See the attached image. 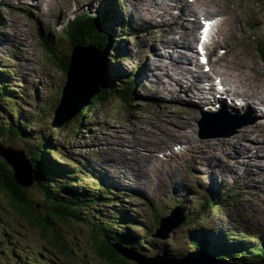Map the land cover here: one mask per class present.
Returning <instances> with one entry per match:
<instances>
[{
  "label": "rangeland",
  "instance_id": "374dc122",
  "mask_svg": "<svg viewBox=\"0 0 264 264\" xmlns=\"http://www.w3.org/2000/svg\"><path fill=\"white\" fill-rule=\"evenodd\" d=\"M120 1L123 2V5H114L109 1H103L101 4V0H0V3L7 5V8L0 10V65L11 71L10 74L4 76L3 81H6L9 85L6 86L7 89L15 95L21 117L19 125L24 132L28 133L27 137L21 134L3 135L2 141L15 149L24 151L43 141L45 146L39 150L41 153L45 151L44 158L53 163L58 162L60 165L54 169L60 167L66 169L69 166L75 168L77 163L73 161L80 160L85 167L86 174L90 173L91 176L94 175V178L97 176L96 178L101 183L103 182L102 185L110 187L111 190L107 191L106 189L105 200L96 201L92 184L87 185L88 182L81 179L76 186L77 194L90 195L86 205L81 209V217L84 222L75 221L76 223L69 226L63 225L68 237L72 234L78 237L77 239L73 238V242L68 247L77 256L76 263L86 261L90 264H108L100 260L96 256V252L91 251L86 244V229L90 228L91 224L126 225L128 230L124 228L123 232L131 233L138 240L144 242L142 245H138L134 244V241L128 240L131 245L129 247H134L135 251L145 256L156 254L166 256L172 250V253H175L177 257H183L189 251L195 250L191 240L205 238L210 241L217 242L219 239L222 241L223 234L230 229V226H234L232 228L234 234L250 233L252 236H256L253 239V245H255L256 238H260L257 235H260L261 232L264 236V207H260L256 203L259 195L263 194L264 185L248 187L245 180L234 181L229 176V168L233 169L234 166L230 164L231 156L228 152L238 144L246 146L248 150H251L253 146H261L240 135V131L243 129L241 124L236 129V133L232 135H219L214 138L199 137L200 129L197 124L200 119L201 107L199 104L202 103V97H194L186 86L184 89L175 90L177 86L165 82V79L164 81H153V71H149V57L153 43L159 42L160 37L172 36L168 29L175 23L170 20L163 23L159 17L156 22V15L151 16L147 12L148 10L152 11L148 1ZM156 1L165 5L164 1L166 0ZM185 2L191 5L198 16H221V21L213 36L215 47L221 51H209V60L213 66L222 62L221 67L227 70L225 76L231 78L230 83L235 92L238 89H245L248 85V80L237 77L236 72L245 74L250 81L253 80L256 73L260 72L264 79V56L258 55L255 49V43L260 41L259 39H264V0H185ZM115 3H117L116 0ZM128 9L133 15H128ZM247 9L253 10L258 18L255 25V21L249 20L252 16L247 15L249 14ZM170 10L168 8V11ZM84 11H89L91 15L96 11H98V15L107 14L108 25L106 24L107 29L104 30L108 34L105 38L110 37L112 40L110 44L103 35L99 37L92 34L89 40L94 43V46L96 44L108 47L101 52L100 59L103 63H101L103 69L100 70L101 78L107 75L106 79L114 87L124 81L125 74H132L136 81L134 91L137 95H134L129 106L125 105L122 100L111 98L102 105L100 103V108L94 104L91 109L82 110L85 115H77L81 121L72 118L59 127H52L50 121L53 120V110L56 106L51 110L49 107L60 101L61 89L67 81V71L66 74L60 73L45 50L39 33L49 36L50 40H55L53 45L51 44L54 49L64 48L70 53L71 47H67L66 41L59 40L58 35H61V27L67 19ZM233 14H236L240 19L238 23L241 24L240 27H235ZM187 17L191 20V13ZM127 25L131 29L135 28L136 33L134 31L124 32ZM183 25L187 26L188 22L185 21ZM197 25L199 26L198 23ZM198 29L197 27L195 38L189 37L188 41H177L179 44L187 45L188 53L192 55L195 53L192 41L196 40ZM124 33H127V36H124ZM4 34H7L6 37ZM123 36V40L120 41L119 38ZM174 36H178V34H174ZM151 39H154L152 43ZM140 44H145L148 48L139 46ZM118 47V53L112 50V48L118 50ZM222 50H224L223 53ZM226 50L227 55H225ZM235 50L241 52L242 55L236 54ZM115 55L117 61L109 62ZM213 56H216L214 60H212ZM191 58L194 61V56ZM192 62L188 64L190 71L201 74L202 81L205 83L204 79L207 80L209 76L202 71L194 72L198 68ZM245 63L251 68L249 69ZM140 65L150 79L143 81L144 75H142ZM139 66L140 71L136 72ZM111 75L119 76V78L113 79L110 77ZM225 76L223 78L226 83ZM166 86H169L170 89L166 90ZM226 88L230 92L232 91L231 85L227 84ZM209 91H213V89ZM6 102L0 97V122L6 121L8 118L9 105ZM92 103L93 101L89 102V104ZM248 103L250 102L248 101ZM235 105L237 104L235 103ZM221 114L225 115L223 112ZM233 118L239 122L238 118ZM176 120H182L183 127L174 125ZM249 121L250 119L247 117V122ZM23 124H31L32 130ZM71 125L75 126L71 127ZM166 126H177L179 129H175L174 132L181 134L182 130L188 135V137L186 136L188 143L183 146L185 137L180 135V147L173 149V146L176 145V141H173L168 149H163L158 151L159 154H155L158 162L153 158L146 161L145 155H151L150 152L153 148L144 143L141 130L148 128L159 132ZM210 132V130H204V133ZM194 147H196V153L191 151ZM58 152H60L59 156L55 154ZM203 152L212 155L214 159L211 158L210 161L201 159ZM26 154L30 155L29 152ZM256 154L259 157L262 156L261 151L257 150ZM261 162L264 163V160L257 161V165H261ZM165 163L169 168L167 173ZM261 166L264 168V165ZM158 169L160 170L159 174L157 173ZM237 169L242 176L247 173L242 166ZM67 171L75 170L67 169ZM114 171H119V173H114ZM37 172L40 171L37 170ZM114 175L120 176V179H115L117 176L113 177ZM259 178L255 175L256 180ZM263 178L264 174L261 179ZM85 185L91 187L86 188ZM81 189L86 190L81 192ZM26 192L31 198L33 197L37 208L45 206L43 197L35 185L26 188ZM210 192L216 202L220 201L221 206L213 205L209 207L210 209L203 206L205 205L204 195ZM234 193H237L239 201L223 199L225 195L235 198ZM262 199V203H264V195ZM6 201V198L0 193L1 216L6 215ZM238 202L240 204H237ZM236 204L240 209L236 207ZM176 206H179L182 215L186 216L184 222L173 229L167 239L154 236L158 227V217L169 214ZM155 212H158V217ZM115 220L123 221V224L115 225ZM10 225H13L11 227L13 229L19 228L15 224ZM116 227L118 228V226ZM114 231L113 234H115ZM24 237L28 238L27 235ZM34 241L36 238L33 235L29 236L28 240L18 238L15 246H9L6 250L19 257L25 253L15 252L17 246L25 243L31 245ZM155 246H158L159 249H153ZM164 248L165 250H163ZM27 250L29 252L36 251L28 246ZM244 255L246 256L245 253ZM224 256H227V253H224ZM56 261L61 260L58 257ZM0 262V264H18L19 261L16 263L11 258L7 262L0 259ZM39 263V260H34V264ZM128 264L136 263L128 260Z\"/></svg>",
  "mask_w": 264,
  "mask_h": 264
},
{
  "label": "trees",
  "instance_id": "16d2710c",
  "mask_svg": "<svg viewBox=\"0 0 264 264\" xmlns=\"http://www.w3.org/2000/svg\"><path fill=\"white\" fill-rule=\"evenodd\" d=\"M4 8L5 7L0 3V10H3ZM247 11L249 13L247 15H255L253 10L247 9ZM73 17L74 18L68 22L64 29L65 34L58 35L59 40H63V42L66 41L67 47H70L71 41H74L73 45H76V42L81 44H90V42L87 41L90 40L92 34L100 37L103 32L104 38L108 35L104 30L107 23L106 13L93 18L87 15L84 11L83 13L76 14ZM40 34L42 44L47 53H49V57H51V60L54 61V64L59 69L60 73L66 74L69 64V60L65 56L67 50L64 48L59 50L54 49L51 44L54 43L55 40H49L47 38L49 36H43L42 33ZM105 40L108 41L109 44L110 41H112L110 37L107 39L105 38ZM105 48L108 47L100 46L101 52L105 51ZM112 60H114L113 57ZM1 67L2 66L0 65V97L5 102L7 101L6 103L9 105V107L8 118L6 121L0 122V139H2L3 135L15 136L21 134L27 137L28 133L24 132L19 125L21 123V117L17 107L18 102L15 98V95L9 89H7L6 86L9 85L5 80V82L3 81L4 76L10 74L11 71ZM106 77L102 76L98 90L91 99V101H93L92 104L97 103L99 106H101L102 103L108 102L111 98L120 101L122 100L124 101V104L126 102V105L129 104L128 95L123 91L125 88L132 89V85L127 83V85L124 87L121 86L120 89H116V87L111 86ZM129 81L130 80L126 79V82ZM92 104H88L82 110H85L86 108L91 109ZM57 105V102L55 105L54 103L51 104L49 110ZM77 115L74 118H77ZM82 115H85L83 111L80 112L79 116ZM80 119L77 118V120L81 121ZM23 126L29 130H32L31 127H33L31 124H23ZM74 126L75 125H71V127ZM44 146L45 142L40 141L35 147L26 150V152L30 153L28 157L33 168L36 170H34V183L35 187L39 189V193L43 197V202L45 204L43 208H37L35 200L33 197L31 198V196L26 192V188L15 183L12 176L13 171L11 167L0 158V193L7 200L5 210L6 215H0V259L7 262L8 259L13 258L16 263L18 261L21 262L23 259L17 261L15 254L6 249H8L9 246H15L18 238L28 240L29 236L33 235L36 238V241H34L33 244L28 245V243H25L24 245L17 246L18 248L14 250L17 253L23 252L25 253L26 257H30L31 261L27 262V264H30L33 258L46 260L48 263L45 264H90L86 261H83L82 263H76L77 256L71 250H69L68 247L70 243L73 242V238L77 239L78 237L76 235L74 236L73 234L68 237L65 229L63 228V225L69 226L75 221L84 222L81 217V209L86 205V201L89 200L90 195L76 193V186L80 179H77L76 177L74 178L72 175H67L65 169H60L61 171L54 169L52 163H50L47 158H44L45 151L41 153L39 150V148H44ZM55 154L59 156L60 152ZM45 161H48L51 167ZM74 162L77 163V161ZM56 165L59 164L56 163ZM37 170L40 172H37ZM56 174L62 175L56 178ZM46 179H48V182H46ZM106 186L109 187L108 185ZM94 191V194L97 198L96 201L105 199L107 197L105 190L95 189ZM206 200L208 207L219 204L218 202L214 201L213 197L211 199L210 197L205 199V203ZM46 202H49V204H46ZM156 214L158 217V213ZM118 216H120V213H118ZM117 223L123 224V221L115 220V225ZM10 224H15L19 226V228L13 229L11 228L13 225ZM116 226H118V228ZM116 226L105 223L104 226L101 224L91 225L90 228L86 229V234L88 235H86V244L89 249H91V251L96 252V256L103 262H107L108 264H128V260L118 254L117 251L112 247V244L120 243L126 246H131L128 240L131 242L134 241V244L138 245H142L144 242L142 240H138V238L134 237L131 233L126 234V232H123L124 226L126 225ZM113 230H115V234L112 233ZM25 235H27L28 238H25ZM134 244L132 243V245ZM192 244L196 248L201 249H207L210 247L220 248V245H211L207 242L209 245L208 247L205 245L203 240H195L192 242ZM257 245L258 247H253L252 249L254 253H256L255 255L248 253L247 255H249V257H246L241 253L237 255L239 259L236 257L231 258L232 254L229 255V257L236 261L237 264H264V246L260 242ZM27 246L32 247L34 250L36 249V251L29 252L27 250ZM153 249L158 250L159 247L155 246ZM221 252V254L224 253L223 251ZM214 253L223 258L221 254L217 252ZM162 254L165 253L162 252ZM172 254L174 257H177L175 253ZM172 254L168 253L167 256L173 257ZM251 256H255V261H253ZM58 257L61 261H56V258ZM20 262H18V264H20ZM23 264H25V262H23Z\"/></svg>",
  "mask_w": 264,
  "mask_h": 264
},
{
  "label": "bare ground",
  "instance_id": "6f19581e",
  "mask_svg": "<svg viewBox=\"0 0 264 264\" xmlns=\"http://www.w3.org/2000/svg\"><path fill=\"white\" fill-rule=\"evenodd\" d=\"M145 1H148L151 8H152V11L151 10L147 11L148 14H150L151 16L156 15L157 17H159L161 19V21L163 20L162 21L163 23L165 21H169V20L173 21V23H175L174 26H170L168 29L169 34L172 36H167L166 38L160 37L159 42L153 43V48L150 50L151 54L149 57V60H150L149 71H151V72L153 71V81H160V80L164 81V79H165L166 80L165 82L173 83L177 86V87H175V90L184 89V86H186V88H188L190 90V92L192 93V95L194 97H202V103L207 102L209 99L208 96L205 95L203 88L201 86H199L198 84H196L197 81H202L203 76L201 74L191 72L185 66L186 63L189 64L193 61L191 57H193V56L195 57V55L188 53L189 50H188L187 45L179 44L177 42V41H181V40H187L188 41L189 37H193V38L196 37V31H197L198 25H197L196 21L188 22L187 20H190V19L187 16H188V14L191 13V19H192L195 16H197V13L191 7V5H188L185 2V0H168L167 2L170 6L164 5V4H159L156 0H145ZM191 1H193V0H191ZM116 2H117V4L123 3L120 0H116ZM130 2H133V0H130ZM101 4H103V2ZM168 8H170L171 10L168 11ZM128 15H133V13L129 11V9H128ZM184 15H187V16H184ZM250 16H252V18H250L249 20L255 21L254 22V25H255L256 22L258 21V18L256 17V15H250ZM201 17H203V16H201ZM207 17H213V16H207ZM204 18H206V17H204ZM255 18H257V20H255ZM185 21L188 22L187 26L183 25ZM233 22H234L235 27L236 26L240 27L241 24H238L240 22V19L238 18V16L236 14H233ZM200 28H201V25H200ZM105 29H107V26H105ZM174 34H178V36H174ZM4 35L6 37L7 34H4ZM102 35H103V32H102ZM213 36H214V32H213ZM40 39H41V34H40ZM153 41H154V39H151V43ZM87 42H90V41H87ZM91 43H92L91 46H93L96 49V51L98 52V54H96L94 51H90V52H93L92 57L95 59L97 65H98V58L100 59L99 54H101L100 46L97 47L96 45L94 46L93 42H90V44ZM73 44H74V41H71V45H70L71 52L70 53L67 52L65 55L69 60L68 69H67V80L70 82H72V73L75 70L74 59L72 56V50H74L75 47H79L81 43L76 42V45H73ZM90 44H81V45H90ZM139 46H144V47L148 48V46L145 44H140ZM186 50H187V52H186ZM227 50L225 52V55H227L226 54ZM235 52H236V54L242 55L241 52H238L236 50H235ZM188 56H190V57H188ZM209 56H210V52L208 50L206 59H207V61L210 62ZM112 63H115V61ZM192 64H193V62H192ZM245 64L248 66L249 69L251 68L247 63H245ZM140 66L137 67L136 72L140 71ZM1 68H3V67H1ZM100 70H101V68H98V70L95 71V73L99 74V76H101ZM141 72H142V75H144V77H145V78L143 77V81L150 79V77H148V74L145 72V70L142 66H141ZM235 75L237 77H241V79L248 80L247 87L245 89H239L235 93H231L230 90H228L225 86L224 87V94L229 95V96L230 95H236V97H238V98L241 97V99L243 100V102L240 103L242 109L240 110L237 107L234 108L232 105L229 104L230 102L227 99L220 98L219 102L222 105V107L220 106V104H217L216 110L221 111V109H225V110L232 111L236 116H239L240 119L245 120V122H243V124H241V127H243V129L240 131V135L244 139H251L252 141H254L255 144L257 143V145L263 147V148H261L258 146H253L251 148V150H248L246 148V146H244L242 144H238V145H235L228 152L229 155L231 156V159H229V161H231L230 164L234 166L233 169L229 168L230 169V173L228 171L229 176L232 179H234V181L235 180L236 181L245 180V183L248 185V187H251L250 185L255 187L259 184L264 185V178L262 179L261 182H259L258 180L255 179V175L261 176V178H262L263 172H264L262 170L263 167L261 166V165H264V163L261 162V165H257V161L264 160V119H262L264 117V115L262 112H260L257 109L258 108L257 106H259V105L264 106V79H263V77H261L260 72L256 73L255 76L253 77V80H251V81L246 77L245 74L236 72ZM110 77H112L113 79L115 77L119 78V76H114V75H111ZM232 78L235 79L234 77H232ZM165 89L169 90L170 87L166 86ZM208 89L211 90L212 88H208ZM74 93L71 90L69 91V95H71L72 98L75 97L74 95L76 93L75 94ZM248 101L250 103H248ZM93 105L94 104H92V106ZM68 113H69V108H67L65 110V112H63L64 115H67ZM247 117L250 119L249 122H247ZM174 125H180L179 127H183L184 122L182 120H176V121H174ZM225 127L226 126H218L214 133L217 136L230 134ZM175 129H179V128L177 126H170V127L166 126L165 128H161L159 130V132L152 131L148 128L141 130V134H142L144 143L148 146H152V148H153V150L150 152V153H152L151 155H149V154L145 155V157L147 158L146 161H149L150 158H153L156 160L155 154H158L159 153L158 151H162L163 149H168V147L172 144L173 141L180 142V135L185 137V142L188 141V138H187L188 135L187 134H185L182 130H181V134H176L174 132ZM116 139H117V137H116ZM258 141H261V142H258ZM195 148L196 147H194V149L191 150L193 153L197 152V150ZM112 149H113V145H112ZM257 150L261 151L262 156L259 157L258 154H256ZM201 156H203V158H201V159H206L207 161H210L211 158L214 159V157H212V155H207V154H205V152H203V155H201ZM247 156H249V158H247ZM83 157H85V156H83ZM117 160H118V158H117ZM215 160H216V158H215ZM222 161H224V160H222ZM50 162H52V161H50ZM52 165L54 168L60 166V165L59 166L56 165L53 162H52ZM240 166L244 167L246 172H247L244 176H242L238 172L237 168H239ZM165 168H166V173H167L169 171L168 170L169 168L166 167V163H165ZM110 171H112V170L110 169ZM114 173H119V171H114ZM157 173L158 174L160 173L159 169L157 170ZM92 176L94 177V175H92ZM116 176L114 175L113 177H116ZM105 178H106V176H105ZM115 179H117V180L120 179V176L119 177L117 176V178H115ZM230 181H233V180H230ZM261 195H263V194H261ZM212 197L213 196H211L210 199ZM214 201H215V198H214ZM116 244H118V243H116ZM164 250H165V248H164ZM169 252L172 254V250H170ZM170 258H173V257H170Z\"/></svg>",
  "mask_w": 264,
  "mask_h": 264
},
{
  "label": "water",
  "instance_id": "95a60500",
  "mask_svg": "<svg viewBox=\"0 0 264 264\" xmlns=\"http://www.w3.org/2000/svg\"><path fill=\"white\" fill-rule=\"evenodd\" d=\"M90 51L98 54L96 49L91 45H80L72 50L75 70L72 73V82L68 80L65 82L60 101L53 111L54 115L51 125L54 127L61 126L64 122L80 113L89 104L98 90L101 76L95 73V71L101 68L102 60L98 58L97 65L95 59L92 57L93 52ZM70 90L76 93H74V98L69 95ZM67 108H69V113L64 115L63 112ZM211 136H215V134L212 133ZM0 158L11 167L13 171L12 176L17 185L25 188L33 185L32 164L24 150L15 149L10 145L6 146L0 141ZM183 221L182 210L179 207L174 208L168 215L160 218L159 227L154 236L167 239L171 231ZM112 247L125 259L134 261L136 264H229L215 253L204 249L190 251L187 255L180 258H169L159 254L145 256L119 243H113Z\"/></svg>",
  "mask_w": 264,
  "mask_h": 264
},
{
  "label": "snow or ice",
  "instance_id": "6c2138e0",
  "mask_svg": "<svg viewBox=\"0 0 264 264\" xmlns=\"http://www.w3.org/2000/svg\"><path fill=\"white\" fill-rule=\"evenodd\" d=\"M204 23H205V27L202 29V33H203L202 36H201V39H202V40L205 38L206 33H207V31H208V24H207V22H204ZM201 51H202V49H201ZM201 62H204L203 59H202Z\"/></svg>",
  "mask_w": 264,
  "mask_h": 264
}]
</instances>
